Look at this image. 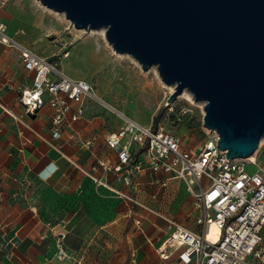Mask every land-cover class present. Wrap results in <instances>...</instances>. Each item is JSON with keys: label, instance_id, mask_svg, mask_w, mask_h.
<instances>
[{"label": "crops", "instance_id": "crops-1", "mask_svg": "<svg viewBox=\"0 0 264 264\" xmlns=\"http://www.w3.org/2000/svg\"><path fill=\"white\" fill-rule=\"evenodd\" d=\"M45 8L37 0H7L0 6L5 33L54 59L69 76L90 82L135 121L152 125L164 95L149 69L116 53L107 41L73 33L69 25L65 33L50 35L53 25ZM31 77L19 52L1 43L0 264H195L179 259L182 247L165 244L170 229L158 215L199 230V211L185 182L173 178L163 185L161 173L144 168L131 174L127 184L123 170L97 165V159L117 163V152L106 137L118 132L121 120L85 101L83 115L62 123L54 135L51 107L45 104L31 112L19 99L20 87L30 86ZM176 123L175 131L168 130L175 132L180 146L198 150L207 129ZM130 149L143 155L137 144ZM59 238L65 255L57 253ZM159 248L168 257L160 256Z\"/></svg>", "mask_w": 264, "mask_h": 264}, {"label": "water", "instance_id": "water-1", "mask_svg": "<svg viewBox=\"0 0 264 264\" xmlns=\"http://www.w3.org/2000/svg\"><path fill=\"white\" fill-rule=\"evenodd\" d=\"M78 30L103 29L111 48L151 67L202 105V125L227 158L264 137V0H37Z\"/></svg>", "mask_w": 264, "mask_h": 264}, {"label": "built area", "instance_id": "built-area-1", "mask_svg": "<svg viewBox=\"0 0 264 264\" xmlns=\"http://www.w3.org/2000/svg\"><path fill=\"white\" fill-rule=\"evenodd\" d=\"M6 2L0 0V6ZM5 28V24L0 22V44L16 49L23 67L32 73L31 85L20 87L19 99L31 112L45 104L51 107L54 135L59 134L62 123L83 115L85 101H92L121 120L118 132L106 137V143L117 152V163L111 165L97 159V165L115 172L123 170L122 179L127 184L131 174L144 168L161 173L163 185L173 178L185 182L194 207L199 211L195 217L199 225L197 231L118 192L140 207L158 213L167 222L170 233L165 244L182 247L178 255L182 262L264 264V165L256 161V152L252 159L227 158L226 150L217 145L218 134L209 129L198 150L184 149L179 138L166 129L163 118L152 125L135 121L101 97L90 82L64 73L54 59L7 35ZM168 109L172 110V107ZM184 113L185 110L180 111L176 120L180 121L179 117ZM123 137L126 139L121 141ZM132 144L138 145L142 156L130 149ZM246 164L254 165L256 170L247 171ZM94 179L99 182V179ZM212 224L217 228L215 239L208 237ZM158 251L160 256L168 257L164 249L159 248ZM57 253L65 255L60 238Z\"/></svg>", "mask_w": 264, "mask_h": 264}, {"label": "rangeland", "instance_id": "rangeland-1", "mask_svg": "<svg viewBox=\"0 0 264 264\" xmlns=\"http://www.w3.org/2000/svg\"><path fill=\"white\" fill-rule=\"evenodd\" d=\"M45 9L48 13L49 22H51V24L53 25V30H51L49 32L50 35H56L57 36L62 32L65 33V31H66L65 25H69V29H71V31L73 33H76L79 35H92V36L97 37V39H100L101 41L106 43V40L104 38V32H102V29H95V30H78V29H75L71 24H69V21L64 17V15L62 13L55 12V11L48 9V8H45ZM154 70H155V68L151 67L148 70V73L153 77L154 80H156L158 82L159 87L161 89V93L164 95L163 99L161 101V105H160V115L162 117L165 115L166 119H167L168 114L171 113L170 111L180 112L182 110H185L184 117H183L182 121H180V124L184 123L187 126L200 125V124L202 125V115H203L202 105L203 104L201 102H195L193 100V98L190 99L184 93V91L181 94H178L173 101L167 102V96L173 90V87L165 85L160 80L157 73L156 74L154 73ZM166 103H168V104H166ZM169 106L172 107V110L168 109ZM162 117L160 119H162ZM163 119H162V121L165 123L166 129L172 128V130L175 131L174 127L177 126L178 124L177 123H175L173 125L167 124L168 122L166 121V119H164V120ZM255 152H256V161L258 162V164L264 165V137L260 140L259 146ZM245 168L249 172H253L254 170H256V167L252 164H246ZM210 232L212 234H217V230L213 229V228H210ZM262 244H264V229H263V243Z\"/></svg>", "mask_w": 264, "mask_h": 264}, {"label": "trees", "instance_id": "trees-1", "mask_svg": "<svg viewBox=\"0 0 264 264\" xmlns=\"http://www.w3.org/2000/svg\"><path fill=\"white\" fill-rule=\"evenodd\" d=\"M179 112H174V111H171V113L168 114V119L172 122V123H176V122H179L178 120H176L177 118V115H178ZM159 117H160V113H158L157 115H155L154 119H153V123H156L158 120H159ZM184 117V114H182L179 118H180V121H182ZM193 126H196V125H191L189 127H193Z\"/></svg>", "mask_w": 264, "mask_h": 264}, {"label": "bare ground", "instance_id": "bare-ground-1", "mask_svg": "<svg viewBox=\"0 0 264 264\" xmlns=\"http://www.w3.org/2000/svg\"><path fill=\"white\" fill-rule=\"evenodd\" d=\"M103 31H104V30L102 29V32H103ZM184 93H185L190 99H192V96H191L187 91H184ZM253 157H254V155L252 154V155L249 156L248 159H252ZM211 228L217 230V228H216L213 224L211 225ZM216 236H217V234H212L211 232L208 233V237L211 238V239H215Z\"/></svg>", "mask_w": 264, "mask_h": 264}, {"label": "clouds", "instance_id": "clouds-1", "mask_svg": "<svg viewBox=\"0 0 264 264\" xmlns=\"http://www.w3.org/2000/svg\"><path fill=\"white\" fill-rule=\"evenodd\" d=\"M42 179H46L45 177H42Z\"/></svg>", "mask_w": 264, "mask_h": 264}]
</instances>
